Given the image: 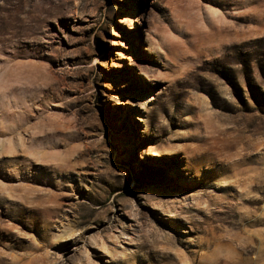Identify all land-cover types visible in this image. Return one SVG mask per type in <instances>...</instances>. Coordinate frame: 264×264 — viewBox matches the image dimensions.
Returning a JSON list of instances; mask_svg holds the SVG:
<instances>
[{"label": "rangeland", "instance_id": "obj_1", "mask_svg": "<svg viewBox=\"0 0 264 264\" xmlns=\"http://www.w3.org/2000/svg\"><path fill=\"white\" fill-rule=\"evenodd\" d=\"M263 128L264 0H0V264H264Z\"/></svg>", "mask_w": 264, "mask_h": 264}, {"label": "bare ground", "instance_id": "obj_2", "mask_svg": "<svg viewBox=\"0 0 264 264\" xmlns=\"http://www.w3.org/2000/svg\"><path fill=\"white\" fill-rule=\"evenodd\" d=\"M18 22V21H17ZM35 26V25H34ZM264 129V128H263ZM259 174V173H258ZM235 175V174H234ZM232 177V176H231ZM236 180H238V179H236ZM251 180V179H250ZM247 185V184H246ZM165 215H166V217L167 218H170V217H173V212L172 211H170L169 209H166V211H165Z\"/></svg>", "mask_w": 264, "mask_h": 264}]
</instances>
